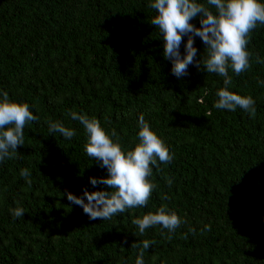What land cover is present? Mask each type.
<instances>
[{"label": "trees", "instance_id": "16d2710c", "mask_svg": "<svg viewBox=\"0 0 264 264\" xmlns=\"http://www.w3.org/2000/svg\"><path fill=\"white\" fill-rule=\"evenodd\" d=\"M148 2L0 0V89L38 117L24 146L0 162V264H135L140 251L145 264H264V24L249 33L250 67L229 70V90L252 96L255 114L218 110L224 78L203 64L173 76ZM190 23L200 27L199 18ZM194 47L203 61L200 38ZM72 111L115 129L129 150L141 114L164 140L174 159L153 166L146 206L102 221L67 200L85 188L110 191L89 182L107 172L85 153ZM48 121L76 135L52 134ZM165 205L184 223L140 234L133 220Z\"/></svg>", "mask_w": 264, "mask_h": 264}, {"label": "clouds", "instance_id": "9594fccd", "mask_svg": "<svg viewBox=\"0 0 264 264\" xmlns=\"http://www.w3.org/2000/svg\"><path fill=\"white\" fill-rule=\"evenodd\" d=\"M149 8L155 10L151 24L159 29L164 41L163 58L172 65L171 73L177 79L187 76L188 67H203L207 73L223 77L224 87L216 91L214 108L235 112L237 108L252 115L255 114V100L252 96H242L229 90L232 77L229 70L240 75L250 67V52L247 50L249 33L264 24V0H149ZM212 9H215L213 11ZM199 18L200 27L190 21ZM184 51L181 53L183 38ZM200 38L206 46L203 61L197 56L195 39ZM264 62V61H258ZM26 102H17L9 93L0 89V162L17 152L18 146H24L25 126L35 122L38 117L30 110ZM68 115L83 126L86 143L84 151L97 165L106 169L107 176L89 178L93 188L104 185L109 190L89 191L83 189L81 196L67 193V200L80 206L90 220H110L118 213L147 205L154 188L149 177L153 166L169 164L174 159L168 146L150 123L141 114L138 118V143L129 150L119 143V137L113 129L106 131L98 118L75 111ZM48 130L59 133L64 139L71 140L76 130L64 126L61 121H48ZM54 136V135H53ZM20 175L30 183L31 173L22 169ZM171 183V181H169ZM25 211L22 208L11 210V214L20 218ZM184 221L166 205L155 213L149 212L133 220L139 233L160 225L168 232H174ZM143 249H149L150 242L144 241ZM135 264H145L144 252L137 255Z\"/></svg>", "mask_w": 264, "mask_h": 264}]
</instances>
